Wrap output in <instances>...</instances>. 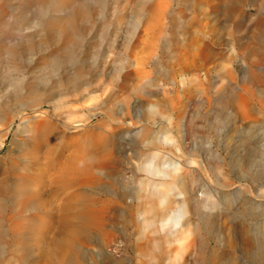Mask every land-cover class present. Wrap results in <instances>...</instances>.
<instances>
[{"label":"rangeland","instance_id":"1","mask_svg":"<svg viewBox=\"0 0 264 264\" xmlns=\"http://www.w3.org/2000/svg\"><path fill=\"white\" fill-rule=\"evenodd\" d=\"M67 1L50 10L62 17L53 28L12 18L0 27V264H264L241 247L239 230L243 219L254 226L240 209L264 205V188L239 179L234 162L252 151V169L264 170V0ZM22 2L0 0L6 16ZM69 8L75 32L65 27ZM27 16L39 19L33 5ZM20 28L33 41L12 56L6 42ZM43 120L55 126L36 149L44 139L26 129ZM91 132L106 134L109 147L68 184L65 166ZM33 151L49 164L35 167ZM153 153L164 174L148 171ZM186 169L212 200H230L200 207L208 234L185 185L169 184ZM22 186L43 193L34 207H20ZM169 209L176 221L163 226Z\"/></svg>","mask_w":264,"mask_h":264},{"label":"bare ground","instance_id":"2","mask_svg":"<svg viewBox=\"0 0 264 264\" xmlns=\"http://www.w3.org/2000/svg\"><path fill=\"white\" fill-rule=\"evenodd\" d=\"M63 2L64 3H62L61 0H47V1L45 0V2L43 0H23L22 7H21L20 12L19 13L16 12V13H13V14H9L7 16H6L7 13H4V10L2 8V5L0 4V27L5 26V23H8L7 20L9 18L10 19L12 18L13 21H14V23H23V24H26V22L29 23V26L28 27H35V26H39L40 27L41 26V28H53L54 25L58 21H60L62 17L59 16V15H57V14H55V12H52L50 10H55V11L56 10H59V11L60 10H63L64 6L68 5V1L67 0H64ZM31 5H33L34 6V9L37 11V15H39V19L37 17H35V16H34V18L33 17L30 18V17L27 16V12H28V10H29V8H30ZM68 10L70 12L69 11L68 12H65L66 15H64V16H66L67 21H68V23L67 22L66 23L64 22L65 23V27L70 32H73V31L75 32L76 25L74 23H72V20H69L70 17H71L70 15L72 14L71 13L72 10L70 8ZM49 12H52V13H49ZM18 18L19 19H22V20L21 21H18ZM31 22L33 24H31ZM25 31L23 29H21V28L18 29V33L15 36L17 38V40L10 39V40H8L6 42V43H10L11 48L9 50V53L12 56L13 55L14 56L16 55L15 48L19 44H22L24 42H32L33 41L32 34L31 35L28 34L26 36V35L23 34V32H25ZM9 41H11V42H9ZM0 50L2 51V49H0ZM79 77H80V73L77 76V78H79ZM40 88H42L41 87V84H38V89H40ZM18 91H20V90H18ZM37 92H38V90H37ZM30 94H31V92H30ZM12 95L14 96V98H17V101H18V98L20 97V96H18V92L13 91L12 92ZM6 100H8V99H6ZM17 106H21V109L22 110L24 109V108H22L23 105L21 103H18ZM6 107H7L6 101H0V113L4 112L5 109H6ZM44 120H43V122L42 121L41 122L38 121V122H34L32 124H29L27 126V129H26V130H30L31 129L32 134H33V137H32L33 139H36V138H39V137H41V138L43 137V139H44L43 142L45 144L43 142L36 143V147H35L36 149H38L37 147L40 146V144H41V147L44 146V145H48L47 144V134H49V130L50 129L51 130L54 129V126H55V125L50 124V122H45ZM13 121H14V116L8 122L7 128L12 125ZM38 124H40V125H38ZM78 125H80V124H78ZM96 132H91L87 137H84V139L82 140L83 144L82 145L79 144V146L76 148V156L70 162H68L66 164V166H65L66 171H64V173H63L64 174V178L67 179V180H65L66 183L71 184L73 182H76V180L80 182L82 180V177L80 178V175H83V174L86 175V173L88 172L89 168L92 167V165H94V163H93L94 161L93 160H89L90 158H88V157H92L93 154H95V153L98 154L100 152H103V150H107L108 149V147H109L108 145L110 143V138L106 134H101L100 135V134H98ZM6 135H7V132H3V136L6 137ZM246 135H247V132H244V133H242L241 136H246ZM20 141H22V140H20ZM22 149H23V147H22ZM13 150H14V148H13ZM249 154L250 155L241 156V157L236 156L235 159H234V162H235L236 167L237 168L238 167L240 168V173H239L238 177L241 180L249 181L254 186L253 187L254 189L260 190L261 188H264V180H262V178H264V170H262V171H257V170L254 171L252 169V165H253V152L251 151ZM42 156L46 157L47 160L49 159V153H47V152H46V154L43 153ZM156 156H157L156 153H153L152 154V158L149 161L148 171H150L154 175H157L159 173L164 174V170L161 168L160 162H154V157H156ZM32 157L34 159V162L31 160L33 162L32 164L35 163L34 164L35 167L38 166V168L42 169V167H44L43 166V163L44 162L43 163L42 162L39 163V159L41 158V156L40 155H37L36 154V151H33ZM21 158H22V156L18 154V156L16 158H14L13 163H11L15 170L16 169H20V166L22 165L21 164V162H22ZM203 161L205 162L204 159H203ZM49 162L50 161L46 162V164L48 165ZM217 162L218 161H216V163ZM193 164H194V161L189 160V161H187V164L186 165H188V167L190 168V167L193 166ZM213 166H214V164H213ZM18 171H20V170H18ZM22 172H24V171H22ZM18 176L19 177H23L24 174H18ZM196 178H197V176L192 174L191 169H186V171H185L184 174L177 175V177H174V181H172L169 184L172 187L173 186H177L178 184L185 185V187H186V193H187V198H188L189 202H191V205L197 207V211L199 213V214H197V215H199V223L198 224H200L202 226V229L204 230V232L206 234H208L212 230L211 221H210L209 217L205 213L202 212V210L200 209V207L208 208L209 205L210 206L211 205H216L219 202L228 203L230 200L228 199L227 195H225V194H223V195L221 194L222 196L220 198L215 199V200H212L211 199V195H210V194H212L211 192L209 193L208 191H206L205 189H203L202 186L200 188H196L195 187ZM31 183H32V181H31ZM66 183L64 181H62L61 182V185L66 184ZM19 190H20V192L23 191L25 193L24 201L21 202V205L22 206H20L21 208H25V209L26 208H29V207H34L35 206V201L38 199V197L40 195L43 194L41 192H34L33 190H31V188H29L27 186H22L21 189L19 188ZM19 190H18V188L16 189L17 194L19 193ZM198 190L201 192L200 194H199ZM3 191H4V188L0 191L1 194L3 193ZM161 191H163V190H161ZM4 192H6V190ZM258 196H259V192H258ZM79 199L81 201H86L87 200V196L85 194H80L79 195ZM89 200H93V198H89ZM160 200H161V198H160ZM0 201L1 202L3 201L2 195H0ZM105 201H106V199L102 200L103 203H105ZM0 207H2V204L0 205ZM176 210L177 209L172 210V211L170 209L169 210H166V211L163 210V214H162V217H163L162 218L163 226L164 225H167L170 222H174L175 223V221H176V215H175L176 214ZM240 215L243 218H245V217L252 218L253 221H254V226L253 227L249 226L248 222L245 219H243L241 221V223L239 225L240 238H241L240 239L241 247L245 251L251 252L256 257L255 259L258 262L262 263V262H264V205H262V204L260 205L259 203L255 202V201L245 202L244 205L240 209ZM201 226H200V228H201ZM14 232H17L18 234L20 233L19 229L17 231H14ZM6 235H7L6 234V230L3 228V224L0 221V250L2 249L3 244L6 241ZM198 236L200 237L199 239H201V244H202L201 245V250H203V251H201V252L204 253V247H205L204 246L205 245L204 244L205 243L204 240L205 239L202 236V234H200ZM18 239H19V244L21 246H24L23 239L25 241L26 238L25 237H19ZM57 254L59 255V253H57ZM213 255L214 256L216 255V257L218 258L219 262H221L223 260V257H225V255L219 254L217 252H213ZM251 257H253V256L251 255ZM21 259H23V258L21 257ZM67 262L68 261L66 260V263Z\"/></svg>","mask_w":264,"mask_h":264}]
</instances>
